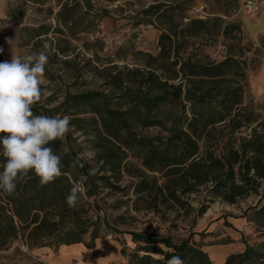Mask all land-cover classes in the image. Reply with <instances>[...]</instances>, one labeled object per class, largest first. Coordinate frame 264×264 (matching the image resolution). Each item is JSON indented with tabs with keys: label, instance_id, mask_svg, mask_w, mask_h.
Wrapping results in <instances>:
<instances>
[{
	"label": "trees",
	"instance_id": "1",
	"mask_svg": "<svg viewBox=\"0 0 264 264\" xmlns=\"http://www.w3.org/2000/svg\"><path fill=\"white\" fill-rule=\"evenodd\" d=\"M169 1L143 12L154 17L162 30L160 53L157 57L148 55L152 64L143 70H130L128 76L110 75L109 85L119 92L113 95L118 104H113L112 95L89 91L70 97L69 103L59 107L48 108L41 100L33 106L34 115L57 116L64 110L62 117H70L74 130L66 143L55 141L51 145L63 158L60 177L41 186L38 178L29 174L18 184L16 195L0 192V250L19 237L29 249L80 243L94 248L99 236L94 230L89 242L84 239L91 224L80 218V211H87L85 205L79 204L81 198L75 208L66 203V196L81 175L87 176L81 185L85 195H96L95 176L84 160L83 168L71 166L78 157L69 137L73 131L91 137L100 153L101 168L111 174L101 176V180L106 179L110 188L120 189L122 175H129L136 180L134 194L149 208L156 209L160 202L183 208L185 196L209 184L213 186L212 194L229 204L259 193L264 183V131L251 127L248 136L233 138L236 131L254 122L252 115L241 114L247 85V64L242 53L239 58L230 54L220 62L186 55L192 39L204 35L227 38L234 31L242 37L243 27L241 23L227 24L220 29L221 18L212 22L195 18L182 24L176 20L182 16L180 4L174 3L179 0ZM261 43L264 45V37ZM0 61H4L2 54ZM86 115L90 117H82ZM152 129L158 131L150 133ZM225 129H229L228 134ZM225 138L223 150L216 152V145ZM130 158L137 159L138 166L130 163ZM3 163L0 156V170ZM111 178L115 181L111 182ZM252 210L251 217H241L263 233L264 206ZM131 235L135 243L143 246L130 254L129 264H167L173 255L185 264H214L204 251L209 230L199 234L202 240L191 235L179 244L143 233ZM246 237L241 241L245 250L230 255L225 264H264V252L251 246Z\"/></svg>",
	"mask_w": 264,
	"mask_h": 264
},
{
	"label": "rangeland",
	"instance_id": "2",
	"mask_svg": "<svg viewBox=\"0 0 264 264\" xmlns=\"http://www.w3.org/2000/svg\"><path fill=\"white\" fill-rule=\"evenodd\" d=\"M250 0H179L182 16L177 21L188 24L192 19L212 22L221 18V28L227 24H239L243 27L242 37L234 31L230 37L222 35L200 36L192 39L186 55L200 59L220 62L230 54L246 61L247 85L241 107L242 117L252 115L254 122L235 132L233 138L246 137L251 127L264 131V45L262 30L252 38L243 25L244 19L257 25L264 14V0H255L261 12L249 14L245 10ZM171 1L165 0H0V54L4 61L13 54L28 55L44 50L47 43L48 63L43 77V97L41 102L48 108L59 107L70 97L89 91L112 95L113 104H118V94L109 85L110 75L144 69L152 64L148 55L157 57L160 53L159 37L162 33L160 24L152 16L143 12L149 7ZM176 22V21H175ZM165 25V24H164ZM251 42V43H250ZM169 73V71H168ZM66 103V104H67ZM65 105V104H64ZM189 110V108H187ZM64 110L60 112L62 117ZM90 117V115L82 116ZM239 119V117H238ZM71 130H74L71 127ZM158 130H149L156 133ZM229 129H225L228 134ZM71 144L78 156L86 151L95 152L94 158L84 160L90 173L95 176L96 195L87 197L81 186V201L86 207L80 211V218L89 221L90 234L96 230L99 238L94 248L88 249L84 243L72 246L43 247L29 249L21 237L6 249L0 250V264H111L109 257L120 263L129 264L130 254L143 243H135L132 233H143L152 238L168 239L172 244H179L193 236L202 240L199 234L208 231L211 225L223 217L253 215L252 208L264 206L261 194L251 193L229 204L215 197L212 185L199 188L198 192L184 197L185 206L179 208L171 202H160L158 207L149 208V204L139 199L133 192L136 180L123 174L120 189L108 187L107 180L101 176H110L101 168L103 163L99 151L91 143V137L81 131H73ZM227 139L216 146L221 152ZM239 141V140H238ZM67 141L64 140V143ZM239 144V142H237ZM67 148V146L65 145ZM65 149V148H64ZM129 162L138 166L135 158ZM115 179L111 178V182ZM204 210V213L202 211ZM94 224V225H93ZM246 241L259 252H264V231H256V225L249 224ZM159 246L167 251L165 245ZM65 252H71L70 258L64 259ZM74 252V253H73ZM75 252L80 255L74 256ZM81 257V258H80ZM159 258L160 256L155 255ZM76 258L75 260H73ZM72 259V260H71ZM109 262V263H108Z\"/></svg>",
	"mask_w": 264,
	"mask_h": 264
},
{
	"label": "clouds",
	"instance_id": "3",
	"mask_svg": "<svg viewBox=\"0 0 264 264\" xmlns=\"http://www.w3.org/2000/svg\"><path fill=\"white\" fill-rule=\"evenodd\" d=\"M49 45L44 50L28 54H13L10 60L0 61V192L13 196L18 184L29 174L38 178L41 186L62 175V156L51 146L64 141L71 131L70 117L34 115L33 106L42 99L44 75L48 63ZM95 152L86 151L77 157L72 167H84L82 160H91ZM87 176L74 183L66 203L75 208L81 198V185ZM167 264H185L177 255Z\"/></svg>",
	"mask_w": 264,
	"mask_h": 264
},
{
	"label": "crops",
	"instance_id": "4",
	"mask_svg": "<svg viewBox=\"0 0 264 264\" xmlns=\"http://www.w3.org/2000/svg\"><path fill=\"white\" fill-rule=\"evenodd\" d=\"M247 231H250L249 223L240 215L223 217L211 225L204 251L214 264H225L230 255L245 250L241 241Z\"/></svg>",
	"mask_w": 264,
	"mask_h": 264
},
{
	"label": "water",
	"instance_id": "5",
	"mask_svg": "<svg viewBox=\"0 0 264 264\" xmlns=\"http://www.w3.org/2000/svg\"><path fill=\"white\" fill-rule=\"evenodd\" d=\"M243 25L246 27L248 30L250 36L252 38H255L257 34H259L262 30H264V14L262 15L260 22L255 25L253 24L250 20L244 19L242 21Z\"/></svg>",
	"mask_w": 264,
	"mask_h": 264
},
{
	"label": "built area",
	"instance_id": "6",
	"mask_svg": "<svg viewBox=\"0 0 264 264\" xmlns=\"http://www.w3.org/2000/svg\"><path fill=\"white\" fill-rule=\"evenodd\" d=\"M245 10L249 14H258L261 12L259 3L255 0H250L246 3Z\"/></svg>",
	"mask_w": 264,
	"mask_h": 264
},
{
	"label": "bare ground",
	"instance_id": "7",
	"mask_svg": "<svg viewBox=\"0 0 264 264\" xmlns=\"http://www.w3.org/2000/svg\"><path fill=\"white\" fill-rule=\"evenodd\" d=\"M74 253V252H73ZM70 254H71V252H65V255L64 256H62L64 259L66 258V259H68V258H70ZM80 254L79 253H77V252H75V254H74V256H72V257H78ZM76 258H74L73 260H75ZM81 258V257H80ZM72 260V259H71ZM76 261V260H75ZM108 261L111 263V264H119L120 262L117 260V259H115L114 257H109L108 258ZM86 262L87 261H85V262H78V264H86ZM108 262V263H109Z\"/></svg>",
	"mask_w": 264,
	"mask_h": 264
}]
</instances>
